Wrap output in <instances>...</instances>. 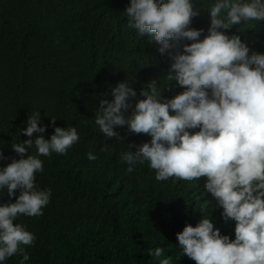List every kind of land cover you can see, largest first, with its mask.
Wrapping results in <instances>:
<instances>
[{
	"label": "trees",
	"instance_id": "1",
	"mask_svg": "<svg viewBox=\"0 0 264 264\" xmlns=\"http://www.w3.org/2000/svg\"><path fill=\"white\" fill-rule=\"evenodd\" d=\"M128 4L0 0V151L9 158L0 160V166L19 158L11 145L29 139L19 135V128L26 127L33 111L40 110L48 126L46 139L54 133L52 117L55 126H77L81 137L66 155L41 157L44 172L36 182L51 188L52 196L42 216L17 221L36 237L26 246L27 264H158L149 255L157 246L165 257L172 256L173 264H195L182 256L176 234L186 224L195 226L205 205L214 227L234 239L235 221L222 219V209L203 188L206 177L157 182L147 164L127 173L120 153L150 137L117 128L124 137L118 142L106 139L94 124L101 93L111 99V87L125 80L139 93L152 79L163 82L170 64L147 34L140 37L128 28L123 15ZM209 24V14L202 11L191 26L203 28L206 35ZM228 34L240 33L234 27ZM241 39L264 53V22L246 27ZM183 90L173 82L163 95L172 98ZM105 144L107 151H101ZM89 151L97 160L87 159ZM8 199L5 193L0 203ZM21 259L16 255L5 264H20Z\"/></svg>",
	"mask_w": 264,
	"mask_h": 264
},
{
	"label": "clouds",
	"instance_id": "2",
	"mask_svg": "<svg viewBox=\"0 0 264 264\" xmlns=\"http://www.w3.org/2000/svg\"><path fill=\"white\" fill-rule=\"evenodd\" d=\"M202 11L210 17L206 35L191 26ZM123 15L128 28L147 34L170 64L163 82L152 79L139 93L128 80L111 87V99L101 93L95 126L118 142L124 137L117 128L150 137L120 153L127 173L147 164L157 182L207 178L203 188L222 209V219L235 221L234 239L214 227L205 205L196 225L176 234L182 256L195 264H264V53L241 39L246 27L264 22V0H129ZM234 27L240 34L229 35ZM173 82L184 90L165 97ZM56 120L50 118L54 133L46 139L40 110L28 114L19 135L29 139L11 145L19 158L0 166V199L9 197L0 203V264L16 255L20 264L30 259L26 246L35 234L17 221L42 216L50 203L51 188L36 182L44 172L41 157L66 155L80 142L77 126L58 127ZM86 157L97 160L92 151ZM8 159L0 151V160ZM149 255L158 264H173L163 247Z\"/></svg>",
	"mask_w": 264,
	"mask_h": 264
}]
</instances>
